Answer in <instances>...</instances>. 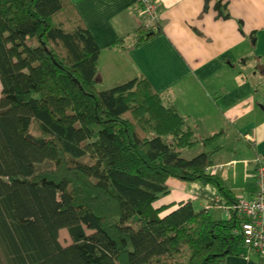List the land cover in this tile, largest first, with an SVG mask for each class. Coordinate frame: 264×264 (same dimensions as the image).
Returning a JSON list of instances; mask_svg holds the SVG:
<instances>
[{
  "label": "trees",
  "instance_id": "trees-1",
  "mask_svg": "<svg viewBox=\"0 0 264 264\" xmlns=\"http://www.w3.org/2000/svg\"><path fill=\"white\" fill-rule=\"evenodd\" d=\"M136 29L138 41L156 32ZM99 53L72 0H0V264H222L260 252L234 209L216 218L180 200L160 213L169 176L237 199L207 170L218 146L182 155L221 132L200 138L144 76L98 89Z\"/></svg>",
  "mask_w": 264,
  "mask_h": 264
},
{
  "label": "crops",
  "instance_id": "crops-1",
  "mask_svg": "<svg viewBox=\"0 0 264 264\" xmlns=\"http://www.w3.org/2000/svg\"><path fill=\"white\" fill-rule=\"evenodd\" d=\"M72 1L100 46V81L144 76L200 138L221 132L213 164H222L218 174L235 197H252L256 162L264 160V110L256 96L264 70L255 79L246 70L264 61V0H220L225 16L214 8L217 0H157L156 32L141 41L136 28L147 22L139 14L140 0ZM231 140L233 149L227 146ZM193 146L188 157L216 147ZM167 183L163 194L170 199L161 203L168 204L161 214L191 200L195 209L229 217L213 183L172 176ZM213 199L218 202L209 203ZM222 264H264V249H242Z\"/></svg>",
  "mask_w": 264,
  "mask_h": 264
},
{
  "label": "built area",
  "instance_id": "built-area-1",
  "mask_svg": "<svg viewBox=\"0 0 264 264\" xmlns=\"http://www.w3.org/2000/svg\"><path fill=\"white\" fill-rule=\"evenodd\" d=\"M139 14L146 19V24L155 27L160 19L157 0H140ZM222 167L221 163H214L207 170L215 172ZM256 187L250 198L238 197L232 204H221L227 211L234 209L245 216L240 222L239 231L244 241L257 250L264 249V160L257 159L255 170Z\"/></svg>",
  "mask_w": 264,
  "mask_h": 264
},
{
  "label": "rangeland",
  "instance_id": "rangeland-1",
  "mask_svg": "<svg viewBox=\"0 0 264 264\" xmlns=\"http://www.w3.org/2000/svg\"><path fill=\"white\" fill-rule=\"evenodd\" d=\"M256 61H258V60H256ZM251 65L254 66L255 63H253ZM249 70H251V71L248 72ZM263 70H264V61L263 60H261V61L259 60L253 68H249L246 71H247V73L250 76H253V75L259 76L260 73H261V71H263ZM255 71H256V74H254ZM255 76H253L254 79H255ZM120 81L121 80H117L115 78H109L106 81L105 80H101V81H98L97 82V88L98 89H103V88H106V87H110V86H113L115 84L120 83ZM260 81H262L259 84L261 86H257L256 87V89H257L256 96H257V101H260L261 102L263 100V95H264V78L261 79ZM0 89H1V85H0ZM163 138L169 139V138H171V135L166 134V135L163 136ZM227 143H228L227 144L228 147H230L232 149L234 148L233 140H231L230 142H227ZM244 143L246 144L245 141H244ZM217 144H218L217 140L207 144L202 139H200L198 141V144L195 145V146H193V148H198V147L201 148L202 147L204 149V147H205V149H207V148L213 147V145L216 146ZM247 146H249V145H247ZM237 151H238V149H237ZM182 155L185 156V157H188L189 156V147H186V148L183 149ZM42 165H44V164H42ZM169 199H170V196L169 195H166V194L161 193L159 195V197L155 200L154 203H155V205H159V204H161L163 202L168 201ZM86 231L88 233H91L92 232V230H90V229H86ZM58 238H59V241L62 244H67V243H70L71 242V239L69 237V234H68V231H67V228L66 227H61L59 229Z\"/></svg>",
  "mask_w": 264,
  "mask_h": 264
},
{
  "label": "water",
  "instance_id": "water-1",
  "mask_svg": "<svg viewBox=\"0 0 264 264\" xmlns=\"http://www.w3.org/2000/svg\"><path fill=\"white\" fill-rule=\"evenodd\" d=\"M223 7H224V5L221 4L220 0H217L214 8H216L218 10L219 14L225 16L226 14L223 13V9H222ZM251 37H252V41H254V36L251 35ZM259 106H260V108H262L264 110V104L263 103H259Z\"/></svg>",
  "mask_w": 264,
  "mask_h": 264
},
{
  "label": "flooded vegetation",
  "instance_id": "flooded-vegetation-1",
  "mask_svg": "<svg viewBox=\"0 0 264 264\" xmlns=\"http://www.w3.org/2000/svg\"><path fill=\"white\" fill-rule=\"evenodd\" d=\"M257 103H258V105H259V103H263L264 104V95H263V100L261 102L258 101Z\"/></svg>",
  "mask_w": 264,
  "mask_h": 264
}]
</instances>
